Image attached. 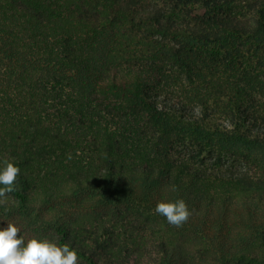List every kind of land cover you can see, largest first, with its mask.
<instances>
[{
	"label": "trees",
	"instance_id": "1",
	"mask_svg": "<svg viewBox=\"0 0 264 264\" xmlns=\"http://www.w3.org/2000/svg\"><path fill=\"white\" fill-rule=\"evenodd\" d=\"M159 55L186 71L181 92L130 67ZM175 133L251 164L176 155ZM0 159L20 168L0 216L48 225L88 264L130 263L119 230L56 202L129 212L161 189L186 201L203 264H264V0H0ZM158 247L155 264L195 258L176 240Z\"/></svg>",
	"mask_w": 264,
	"mask_h": 264
},
{
	"label": "rangeland",
	"instance_id": "2",
	"mask_svg": "<svg viewBox=\"0 0 264 264\" xmlns=\"http://www.w3.org/2000/svg\"><path fill=\"white\" fill-rule=\"evenodd\" d=\"M125 66L128 67V64ZM130 67L140 70L143 73L142 76L150 80L154 85L161 86V88H163V95L166 93L170 94L172 91L179 93L181 92V87L187 84L185 82L187 80L186 71L181 66L175 64L169 56L166 55H159L155 59H145L132 64ZM133 108L134 107H131V109L129 108L126 110L130 124L144 123L143 115L140 114L141 112ZM166 138L167 135L163 138L164 142ZM169 139L168 137L167 141H169ZM173 141L175 142L173 152L176 155L190 156L191 154L196 155L200 153L199 159L197 158L196 160H203L202 163H205L204 165L207 167L220 168L233 166L240 168L246 164H251L247 163L241 156H238V153L234 155L226 150L220 151V148L217 146L200 147L197 141H188V139H185L183 136H177L176 133L171 137L170 142ZM155 194L156 196L150 198V200L148 199L144 206L143 203L138 202L135 206L136 208H140L139 210L136 209L135 211L129 212L128 210L131 209H128L124 204H120L116 207L99 208L95 206L93 200H87L85 195L79 196L80 198H78V200H75V198L58 200L56 204L59 210L61 209L72 214L73 217L71 220H84L85 224L91 225L93 223L95 226L99 224H108L109 226L115 224L114 228L119 230L120 236H114L113 238L114 240L119 238V246L121 245V251L123 252L120 257L127 261L129 260V264H155L160 254L158 244L161 243L163 239L176 240V242H181L184 246L194 248L195 258L189 264H203L205 260L212 257L209 251L201 252L200 250H195L200 248L205 241L201 235L196 232L197 230L192 229L195 227H190L189 222L185 221L180 226L172 225L167 222L165 217L162 218L159 214L155 213L154 209L156 203L154 202L158 199L161 200V195H163V197H169L166 189H161ZM48 208L49 206L43 207V210L37 212V215L49 216V214L46 213V209ZM128 215L129 217H127ZM0 220H6L17 224L21 234L26 240L33 236H38L54 241V233L51 230L52 228L48 225H29L25 219L19 215L0 216ZM6 221L0 222V226H6ZM123 221L125 223L122 224ZM231 229L233 234L236 233V229ZM184 258L186 257L184 256ZM183 260L186 259L179 258L175 264H186ZM78 264H88V262L78 256Z\"/></svg>",
	"mask_w": 264,
	"mask_h": 264
},
{
	"label": "clouds",
	"instance_id": "3",
	"mask_svg": "<svg viewBox=\"0 0 264 264\" xmlns=\"http://www.w3.org/2000/svg\"><path fill=\"white\" fill-rule=\"evenodd\" d=\"M19 172L15 162L0 159V204L6 202V193L15 190ZM154 211L176 226L182 225L191 214L182 198L161 200ZM0 264H78V252L68 243L59 244L38 236L26 240L17 224L6 221V226H0Z\"/></svg>",
	"mask_w": 264,
	"mask_h": 264
}]
</instances>
